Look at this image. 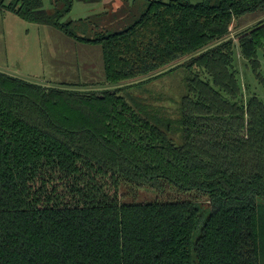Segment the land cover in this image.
Masks as SVG:
<instances>
[{"label": "trees", "instance_id": "obj_1", "mask_svg": "<svg viewBox=\"0 0 264 264\" xmlns=\"http://www.w3.org/2000/svg\"><path fill=\"white\" fill-rule=\"evenodd\" d=\"M73 1L0 10L101 45L106 82L124 86L0 71V264H264V101L235 63L238 51L259 68L264 20L231 36L264 0H105L65 20ZM179 63L191 72L178 115L120 93ZM141 187L194 196L124 201Z\"/></svg>", "mask_w": 264, "mask_h": 264}, {"label": "rangeland", "instance_id": "obj_2", "mask_svg": "<svg viewBox=\"0 0 264 264\" xmlns=\"http://www.w3.org/2000/svg\"><path fill=\"white\" fill-rule=\"evenodd\" d=\"M43 1L44 6L49 8V0ZM198 1L201 0H192ZM103 7L101 0H74L71 11L64 19L85 18L102 11ZM262 20L264 9L240 17L233 25L231 36L234 37L238 31ZM236 55L238 76L246 94L249 96L255 94L264 101L262 50L259 49L257 52L260 65L256 71L239 57L238 51ZM0 71L38 85L72 91H113L124 86L106 82L101 45L77 41L60 30L25 21L8 10H0ZM190 72L189 68L179 63L172 70L137 86L120 90V93L129 97V100L140 97L151 102L154 99L155 107L176 116L182 97L188 92ZM203 77L206 78L205 75ZM128 192L130 194L124 199L125 202L165 201L170 199L167 196L181 200L194 196V192H181L169 187L159 191L141 187ZM200 202L204 209L210 210L206 200ZM197 233L194 234L193 241L196 240Z\"/></svg>", "mask_w": 264, "mask_h": 264}, {"label": "crops", "instance_id": "obj_3", "mask_svg": "<svg viewBox=\"0 0 264 264\" xmlns=\"http://www.w3.org/2000/svg\"><path fill=\"white\" fill-rule=\"evenodd\" d=\"M101 1H102V4H104V1H105V0H101ZM106 1H107V0H106Z\"/></svg>", "mask_w": 264, "mask_h": 264}]
</instances>
